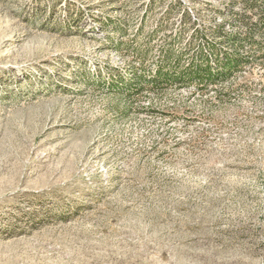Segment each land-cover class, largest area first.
<instances>
[{
  "label": "rangeland",
  "instance_id": "rangeland-1",
  "mask_svg": "<svg viewBox=\"0 0 264 264\" xmlns=\"http://www.w3.org/2000/svg\"><path fill=\"white\" fill-rule=\"evenodd\" d=\"M246 1L0 0V264H264Z\"/></svg>",
  "mask_w": 264,
  "mask_h": 264
},
{
  "label": "trees",
  "instance_id": "trees-1",
  "mask_svg": "<svg viewBox=\"0 0 264 264\" xmlns=\"http://www.w3.org/2000/svg\"><path fill=\"white\" fill-rule=\"evenodd\" d=\"M257 0H248L245 2L246 6H254L256 4ZM231 7L232 10L236 9L237 7L234 6ZM227 42L229 43H234L235 38L233 36H229L227 39ZM165 59L170 60V58L173 56L171 51L165 52ZM241 66V62L239 61L238 57L233 56V57H226L225 58V70L221 73V71L215 72L211 67L205 66V67H198V66H191L190 68H187L183 71H179V80L188 82V81H193L195 79L199 80H207V81H212L214 78L217 76V74H229L234 72L236 69ZM171 76V71L160 68L156 71L155 75L152 76V81L156 83V81H163V80H169Z\"/></svg>",
  "mask_w": 264,
  "mask_h": 264
}]
</instances>
